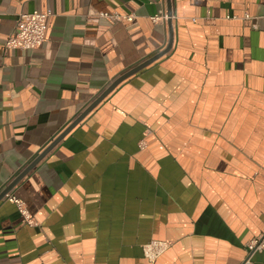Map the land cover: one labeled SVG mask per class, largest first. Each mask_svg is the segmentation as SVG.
<instances>
[{
  "label": "crops",
  "instance_id": "obj_1",
  "mask_svg": "<svg viewBox=\"0 0 264 264\" xmlns=\"http://www.w3.org/2000/svg\"><path fill=\"white\" fill-rule=\"evenodd\" d=\"M35 10L47 40L5 48ZM262 16L264 0H0V191L169 47L10 191L34 224L0 201V264H241L264 230Z\"/></svg>",
  "mask_w": 264,
  "mask_h": 264
},
{
  "label": "built area",
  "instance_id": "obj_2",
  "mask_svg": "<svg viewBox=\"0 0 264 264\" xmlns=\"http://www.w3.org/2000/svg\"><path fill=\"white\" fill-rule=\"evenodd\" d=\"M49 15L50 12H42L39 10L29 13L22 12L17 19L14 31L10 34L5 43V48L24 50L39 48L47 40L46 27ZM99 15L112 23L122 20L130 21L135 17L134 14L125 15L118 12H100ZM262 18L264 20V16H262ZM168 19L169 15L167 12L151 16V20L155 23H166ZM6 197L17 205L25 223L30 225L35 223V219L31 215L25 201L10 193H8ZM167 247L168 245L165 241L156 240L145 244L143 249L145 255L153 260L162 254ZM263 250L264 230L259 236L253 238L247 243L246 254L241 264H253L255 255Z\"/></svg>",
  "mask_w": 264,
  "mask_h": 264
},
{
  "label": "water",
  "instance_id": "obj_3",
  "mask_svg": "<svg viewBox=\"0 0 264 264\" xmlns=\"http://www.w3.org/2000/svg\"><path fill=\"white\" fill-rule=\"evenodd\" d=\"M171 15V12H169ZM169 50V47L160 52L159 54L141 62L137 66H134L121 76H119L113 83H111L84 111L80 114L73 122H71L68 126H65L58 132L41 150L38 152L37 157L32 160L27 166L18 174L7 186L3 187L0 191V201H2L8 193L19 183V181L29 173V171L36 166V164L65 136L67 135L71 129L76 126L89 111H91L98 103H100L121 81L131 76L135 72L154 62L162 55H164Z\"/></svg>",
  "mask_w": 264,
  "mask_h": 264
}]
</instances>
